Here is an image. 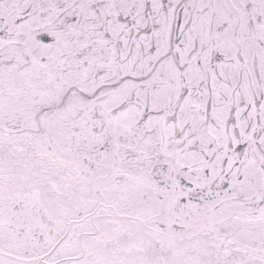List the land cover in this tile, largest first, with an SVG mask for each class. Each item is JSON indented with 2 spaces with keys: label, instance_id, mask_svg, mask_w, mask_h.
Returning a JSON list of instances; mask_svg holds the SVG:
<instances>
[{
  "label": "snow or ice",
  "instance_id": "snow-or-ice-1",
  "mask_svg": "<svg viewBox=\"0 0 264 264\" xmlns=\"http://www.w3.org/2000/svg\"><path fill=\"white\" fill-rule=\"evenodd\" d=\"M0 264H264V0H0Z\"/></svg>",
  "mask_w": 264,
  "mask_h": 264
}]
</instances>
